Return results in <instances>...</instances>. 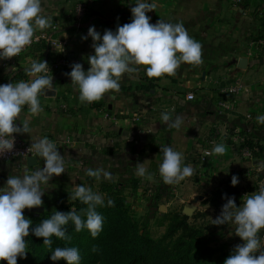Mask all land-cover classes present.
I'll list each match as a JSON object with an SVG mask.
<instances>
[{
    "label": "crops",
    "instance_id": "0c3cea01",
    "mask_svg": "<svg viewBox=\"0 0 264 264\" xmlns=\"http://www.w3.org/2000/svg\"><path fill=\"white\" fill-rule=\"evenodd\" d=\"M147 2L156 4L154 11L147 13L151 23L160 19L184 25L188 34L202 45V63L181 64L174 76L160 78H148L145 66H139L136 73L122 76L118 92L106 93L91 104L79 101L78 92L64 72L49 74L53 76V87L39 96L43 111L29 116L25 105L17 120L18 126H22L20 122L29 119L31 132L21 134L24 139L33 142V138L52 136L57 139L58 151L66 156L65 172L53 175L42 188L63 189L73 171L79 179L86 169L102 166L122 177L121 173L129 167L137 180V189H146L162 203L178 199L185 204L200 191L207 194L225 182L231 183V177L236 175L239 207L246 194L258 192L264 186V168L260 167L264 162V124L257 120L264 115V48H254L247 54L251 39L264 31V0ZM135 3L136 0H94L77 29L71 17L73 0H41L43 14L52 18V25H57L53 36L61 40L60 44L36 43L10 58L0 74L9 77L25 71L32 60L48 62L62 54L75 57L87 71V57L94 54L93 41L91 37H82L87 36L89 27L95 26L101 36L106 29L115 31L117 25L131 20L130 9ZM236 78L245 88L236 96L233 108L223 110L218 107L223 96L221 89ZM30 79L26 74L12 83ZM188 92L194 93L193 100L186 99ZM164 112L173 120L181 117V125L168 127L161 120ZM244 131L251 139L250 145L235 138ZM68 137L70 141L65 142ZM217 144L227 146L226 154H211ZM164 146L183 154L184 164L194 169L191 177L176 185L163 183L158 167L163 159L160 148ZM244 148L250 156L242 154ZM43 163L40 156L32 161L0 162V180L5 179L6 173L30 174L43 167ZM137 163H143L154 178L137 176ZM231 229L235 231L233 225ZM259 235L262 249L264 230Z\"/></svg>",
    "mask_w": 264,
    "mask_h": 264
},
{
    "label": "clouds",
    "instance_id": "9594fccd",
    "mask_svg": "<svg viewBox=\"0 0 264 264\" xmlns=\"http://www.w3.org/2000/svg\"><path fill=\"white\" fill-rule=\"evenodd\" d=\"M155 3L136 0L131 7V22L117 25L116 30L106 29L101 34L95 26H90L86 40L91 37L94 54L87 57L90 67L84 70L81 63L70 65L71 71L64 73L70 77L71 84L78 92L79 101L93 103L100 101L106 93L120 90V79L125 74L138 71L145 66L148 78L174 76L181 64L199 65L202 63V45L192 38L182 23H168L157 20L151 23L147 13L154 11ZM52 26V18L44 15L41 0H0V59L18 56L33 43L36 31H43ZM47 61L32 60L26 74L29 81L21 80L0 85V154L12 152L15 137L13 134H29V119L26 117L18 126L25 105L29 116H36L43 111L39 96L53 87V76ZM161 120L168 127H179L182 118L175 120L167 112L161 113ZM264 124V115L258 116ZM30 150L43 159V167L30 174L9 175L3 187H0V261L17 264L19 258H27L26 237L30 232L43 238V245L52 247V237L70 241L67 225L71 222L76 232L87 229L93 238L103 230L104 217L98 213L97 206H104L102 194L91 187L76 185L69 197L86 205L79 213L71 208L68 212L56 211L50 218L43 219L36 227H31L32 220L24 215L25 209L39 208L43 205L45 188L49 180L65 172L66 156L61 155L55 143L48 138H33ZM163 153L158 171L165 185H176L194 174L191 165L184 164L183 154L170 146L160 148ZM227 146L217 144L211 154L224 155ZM136 175L146 180L154 178L148 173L143 163H137ZM264 168V162L260 164ZM86 175L96 180L111 179V173L102 166L88 168ZM238 176L231 177L232 186L238 184ZM220 214L212 219L214 225L230 224L235 228V235L243 243L234 247L223 264H264V250L261 249L264 230V186L243 197L238 207L235 197L224 196ZM107 206L114 207L115 202L108 199ZM97 252V246H93ZM258 253V255H257ZM52 261L64 260L66 264H80L81 255L77 247H56L51 252Z\"/></svg>",
    "mask_w": 264,
    "mask_h": 264
},
{
    "label": "trees",
    "instance_id": "16d2710c",
    "mask_svg": "<svg viewBox=\"0 0 264 264\" xmlns=\"http://www.w3.org/2000/svg\"><path fill=\"white\" fill-rule=\"evenodd\" d=\"M74 22L73 14H71ZM131 20L126 21L130 23ZM62 72H70L71 69H61ZM25 71H17L12 76L6 77L0 74V85L10 83L14 80L24 78ZM142 87V86H140ZM243 144L249 143L248 133L243 132ZM246 146V145H245ZM198 156L196 157V159ZM137 186V180L132 181ZM111 185V187H110ZM110 187V188H108ZM100 190L105 192V204L102 208L97 207L98 213L104 217L103 227L109 225L108 229L119 231V243L117 249H122L124 256L117 258H105L98 264H223L224 260L232 254L234 247L230 249L213 247L207 237L202 235L201 230L194 229L188 224V216L180 215L175 218L166 228L164 234L157 239L151 238L144 231H139L136 219L129 217L128 210L121 195V189L117 182L100 184ZM225 194L228 197H235V203L238 206L239 190L232 186L230 182H225L220 187L210 190L207 193L208 202L215 205L225 204ZM108 199L115 202L114 207L107 206ZM204 202V200H203ZM86 205L77 201H68V203H59L53 210H44L40 212L29 211L26 218L32 220L31 227H36L43 219L50 218L56 211L68 212L74 208L78 213ZM67 233L72 237L70 241L60 240L52 237L53 244L49 248L43 245V238H38L30 232L26 237L27 258H19L17 264H52L50 259L51 252L56 247H77L81 255V263L85 264L84 252L94 243L93 237L87 229L80 232L75 231L74 225L69 222ZM104 230L100 232V235ZM264 250V247H262ZM258 255V253H257ZM0 264H7L6 261H0Z\"/></svg>",
    "mask_w": 264,
    "mask_h": 264
},
{
    "label": "rangeland",
    "instance_id": "374dc122",
    "mask_svg": "<svg viewBox=\"0 0 264 264\" xmlns=\"http://www.w3.org/2000/svg\"><path fill=\"white\" fill-rule=\"evenodd\" d=\"M133 173L134 172H131V169L128 167L121 173L122 177H117V174L114 173L111 174V179L103 178L102 180L92 181L91 177L87 176L86 173L78 174V179L77 174L73 171L68 176V182L64 184L63 189L51 190V188H45L42 197L43 205L39 208H33L30 210L25 209L24 215L26 217L29 211H50L55 209L59 203H68V201H71L69 197L76 185L91 187L93 191L102 194L105 201V192L100 190V184L103 181L106 182L107 185L112 182H117L121 189L120 193L124 198L129 217L136 219L138 222V230L140 232L144 231L153 239L160 238L166 231L169 223L184 214V204L178 199L162 203L159 197H156V199L153 197V194L147 192L146 189L141 191V189H137V186L133 187L134 183L132 181L135 180ZM8 176L9 174L6 173L4 175L5 179L0 180V187L5 185ZM199 195H202L203 198L194 200V197H190L187 202H191L194 206L191 212L187 215L189 226L201 230L202 235L209 239L213 247L230 249L241 244V239L236 236L235 231L231 229L232 225L212 224V219H215L220 214L223 205L219 203V205L214 206L209 203L205 191H200V194H197V196ZM97 207L102 208L103 206ZM108 226L109 225L103 227L104 233L93 238L94 243H90V246L85 250V264H98L105 258L124 256L122 249H117L115 247L116 244L119 243V231L108 229ZM94 245L98 248L97 252L92 251ZM52 264H66V262L64 260H59L53 261Z\"/></svg>",
    "mask_w": 264,
    "mask_h": 264
},
{
    "label": "built area",
    "instance_id": "2783aa9c",
    "mask_svg": "<svg viewBox=\"0 0 264 264\" xmlns=\"http://www.w3.org/2000/svg\"><path fill=\"white\" fill-rule=\"evenodd\" d=\"M236 3L241 2L242 0H234ZM94 0H73V17H74V25L77 29L81 27L83 24V20L86 17L87 13L91 9V6L93 4ZM57 31V25H52L49 29L38 31L35 33L33 43L26 47L24 51L21 53L27 51L31 47H33L36 43H39L41 41H48L52 45H58L60 44L61 40H58V38L53 36V33ZM251 49L247 51V54H251L252 50L254 48H264V31L256 36L255 38L251 39ZM9 59H0V72L2 71L3 67L5 66V63L8 62ZM48 66L50 71L47 73V75L51 74L54 71H58L61 69H71L70 65L74 63H78V60L75 57L68 56L66 54H62L59 56H56L49 60ZM244 85L239 79H234L232 83L225 86L221 89L222 98L219 100L218 107L223 110H230L233 108V104L235 101V98L237 95L241 93V91L244 90ZM195 98V95L193 92H188L186 94L187 100H193ZM17 123V121H16ZM18 125V124H17ZM15 137L14 142V148L12 152L6 153V154H0V162H12L16 160H28L29 158H36L38 155L30 150L31 141H27L24 139L21 134H13ZM50 141L55 143L57 145V139H55L52 136H45ZM44 138V137H43ZM235 138H237V141L243 140V136L236 135ZM240 138V139H238ZM70 138H66L65 142H69ZM242 154L244 156H250V151L247 148H244L242 151Z\"/></svg>",
    "mask_w": 264,
    "mask_h": 264
},
{
    "label": "water",
    "instance_id": "95a60500",
    "mask_svg": "<svg viewBox=\"0 0 264 264\" xmlns=\"http://www.w3.org/2000/svg\"><path fill=\"white\" fill-rule=\"evenodd\" d=\"M32 160H34V158H29L28 159V161H32ZM202 198H203V196L202 195H199V196L194 197V200H196V199H202ZM193 208H194V206H193V204L191 202L190 203H185L183 205V213L185 215H188Z\"/></svg>",
    "mask_w": 264,
    "mask_h": 264
}]
</instances>
